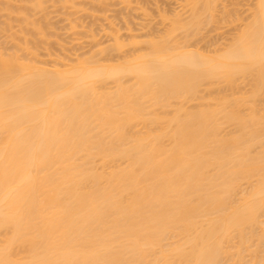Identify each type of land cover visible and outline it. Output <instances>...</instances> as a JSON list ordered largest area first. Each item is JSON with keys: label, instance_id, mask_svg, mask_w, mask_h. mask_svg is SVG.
I'll use <instances>...</instances> for the list:
<instances>
[{"label": "bare ground", "instance_id": "6f19581e", "mask_svg": "<svg viewBox=\"0 0 264 264\" xmlns=\"http://www.w3.org/2000/svg\"><path fill=\"white\" fill-rule=\"evenodd\" d=\"M194 1L199 14L218 3ZM255 1L243 30L212 56L159 39L117 64L57 58L48 67L0 51V264H264L255 98L264 0ZM190 13L183 31L201 23ZM246 76L256 80L247 96L199 94ZM173 99L170 116L152 111Z\"/></svg>", "mask_w": 264, "mask_h": 264}, {"label": "rangeland", "instance_id": "374dc122", "mask_svg": "<svg viewBox=\"0 0 264 264\" xmlns=\"http://www.w3.org/2000/svg\"><path fill=\"white\" fill-rule=\"evenodd\" d=\"M193 1L194 0H0V51H3V53L7 52L8 54H16L18 56L24 55L27 59L32 57L35 61H38L39 58V60H42L44 63L47 61L46 64L49 65L48 67H51L54 61H58L57 58L59 61L60 59H64L69 63L73 62L72 64H78V59H88L89 57H92L91 59L94 60L99 59V63L102 62L105 64V62H110V64H117L118 61H122L121 63H123L125 59H130L134 55L139 56L143 52L145 54L149 53L151 51L150 47H152V41L155 43L159 39L156 43H159V41L163 43L168 42L169 44H166L168 46L170 45L169 47L172 46V48H174L173 44L178 47L184 44L186 46L188 45V49L190 46L191 50L212 56L216 55L215 53L213 54V52L224 50V47L229 45L232 38L235 39L241 30H243L244 24L248 23V20L251 19L250 17L252 15L250 14L253 13L251 10L256 3L255 0H215L218 3L216 2L217 6L212 3L213 7H216L213 9L211 5L210 10H214L212 15V11L211 13L207 12L208 14H199L202 4L200 5V3H198L197 5V3H194L197 5L195 6L192 5ZM193 8H195L194 13ZM190 12L193 13L194 17L199 14L196 20L201 23L198 25L196 24L195 28V25L190 26V29L186 28V35L185 31L181 30L177 25L181 26L182 24V26H184L185 23L189 22H185V20H192L193 16ZM209 14L211 16H209ZM200 15L202 19H199ZM202 15H204V17H202ZM249 15L250 17H248ZM208 18H212L211 21L209 19L211 23L207 21ZM182 26L181 28H183ZM175 27H177V30ZM191 27H193V29ZM171 28L172 30L174 29L175 32L171 31ZM197 30H199V32ZM192 31L193 33L196 31V33L193 34ZM171 32H174L175 35ZM165 36L166 38L164 40L163 38ZM170 36H172L171 39L167 38ZM116 38L117 40H115ZM183 38L185 39L184 41ZM154 39L157 40L155 41ZM26 43L27 47L25 46ZM120 43L122 47L120 46V49H117V45ZM114 44L117 45L115 46ZM22 48L24 49L22 50ZM214 49L218 50L215 51ZM148 50L150 51L148 52ZM211 50L213 51L211 52ZM35 53H37L38 56ZM34 56H36V59ZM108 59H110V61ZM246 77L250 78L248 79ZM246 77L245 80H240L239 78L238 81L240 80V82L236 81L237 83L231 87L226 85L224 87V84H220V86L217 85L218 87L216 85L210 87L202 85L199 94H203L207 99L217 96V94H219L218 96H229V94L232 96L236 94L235 96H237L239 92H241L240 95L243 94L247 96V94L249 95V93H252V90L255 89L253 88L251 90L252 87H255L254 83L256 80L254 79L253 81V76L252 78L251 76ZM125 78L126 79H123L124 81L129 80L128 77ZM109 81L106 83L107 85H105V87L111 89L114 85H112L113 82L109 83ZM259 87V98L256 97L258 94L255 98L256 100H260L261 103L257 100V107L264 113V91L261 92ZM176 102L177 100L173 99L171 102L172 105H169L170 107L172 106L171 108H169V106L161 108L155 106V109L152 108V111L156 112L158 110V114H167V116H170L174 111L173 109L176 108ZM196 103V100L188 101L185 107L194 108ZM260 105H262V107ZM246 107L242 108V110L246 111L248 109ZM137 124L139 125V128L136 126L137 129H145L146 125L142 127L144 125L143 123L139 122ZM228 126L229 128L231 127L230 125ZM228 126H225L223 130ZM156 127H159V125L155 126V128ZM229 128L226 130L231 131L234 129L232 127ZM235 242L236 240L234 243ZM19 254H21V252ZM249 254L246 252V258L251 260V254Z\"/></svg>", "mask_w": 264, "mask_h": 264}]
</instances>
